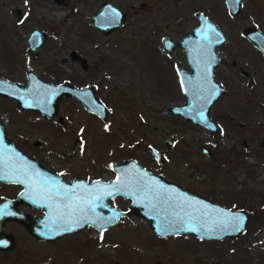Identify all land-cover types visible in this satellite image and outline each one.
I'll list each match as a JSON object with an SVG mask.
<instances>
[{
  "label": "rangeland",
  "instance_id": "374dc122",
  "mask_svg": "<svg viewBox=\"0 0 264 264\" xmlns=\"http://www.w3.org/2000/svg\"><path fill=\"white\" fill-rule=\"evenodd\" d=\"M104 1L125 13L123 24L106 33L92 26L89 16ZM15 8L18 21L11 15ZM198 11L226 35L214 68L225 91L209 110L215 131L164 113L165 107L184 103L176 66L189 67L182 48L164 52L161 37L181 38L197 23ZM252 26L264 32V0H242L236 14L224 0H0V76L25 82L33 69L50 82L92 84L108 105L101 121L72 96L60 98L56 114L74 112L75 129L69 131L53 116L22 110L0 95L6 135L18 147L43 165L65 167L68 178L110 179L112 163L134 158L215 203L249 213L243 232L222 239L189 233L159 237L146 219L130 214L100 233L85 226L43 241L10 220L3 231L12 233L15 244L0 250V264H264V55L244 36ZM33 27L46 33L36 54L29 53L25 38ZM71 50L86 58L88 72L70 58ZM239 66L250 71L252 83ZM82 120L87 123L80 132ZM75 136L84 141L82 148L74 145ZM170 137L174 142L167 145ZM150 145L163 161L153 157ZM18 188L0 182V197L13 198ZM110 201L129 208L128 198Z\"/></svg>",
  "mask_w": 264,
  "mask_h": 264
},
{
  "label": "water",
  "instance_id": "95a60500",
  "mask_svg": "<svg viewBox=\"0 0 264 264\" xmlns=\"http://www.w3.org/2000/svg\"><path fill=\"white\" fill-rule=\"evenodd\" d=\"M242 0H224L226 8L238 13ZM13 19L20 20L18 9L11 12ZM91 25L106 33L120 27L125 19L124 11L111 1L102 2L90 15ZM197 23L189 32L174 41L169 36L161 37L165 53H170L175 46L183 49L189 69L176 66V73L185 101L167 106L165 114L179 115L189 121L203 125L215 131L217 125L209 113L211 105L225 91V87L214 78V68L218 61L217 49L226 41V35L202 11L196 13ZM244 36L252 41L264 55V32L257 27H248ZM28 51L36 54L44 44L46 33L33 27L25 34ZM70 58L79 60L82 65L86 58L76 50L70 51ZM249 82L251 75L244 71ZM0 95L12 98L22 110H32L46 116H54L58 101L62 97L72 96L85 107L105 118L107 107L100 101L92 86H76L72 83L50 82L40 77L33 69L26 72V81L17 82L0 76ZM203 112V117L200 113ZM173 137L165 143L172 144ZM153 157L163 161L160 152L154 146L148 147ZM201 150L209 153L207 148ZM114 176L110 179L78 177L65 180L55 171L44 167L33 156L23 152L6 135L0 115V182L20 184L15 197L0 198V250H8L14 244L12 234L3 231L6 221H16L38 240L50 241L60 236L77 232L85 226H91L97 233L114 226L120 218L135 214L149 223L151 230L159 237L192 234L203 239H222L243 232L247 226L249 213L243 209H233L215 203L187 187L166 179L163 175L148 170L134 158L111 164ZM53 185H62L58 195L51 199L47 195H37ZM31 186V187H30ZM150 186V187H149ZM108 193H111L110 195ZM128 198L129 208L120 209L110 200L113 197ZM102 197V199H94ZM18 203L42 209L40 214H31L17 207ZM94 207V211H93ZM237 213L243 217L240 231H221L223 225L214 221L230 219ZM115 213L119 217L112 219ZM172 225V227H167ZM103 226V227H102ZM264 230V228H263ZM264 243V241H263ZM150 264H162L154 261Z\"/></svg>",
  "mask_w": 264,
  "mask_h": 264
},
{
  "label": "flooded vegetation",
  "instance_id": "af4514ba",
  "mask_svg": "<svg viewBox=\"0 0 264 264\" xmlns=\"http://www.w3.org/2000/svg\"><path fill=\"white\" fill-rule=\"evenodd\" d=\"M254 44V43H253ZM257 48V47H256ZM258 49V48H257ZM259 50V49H258ZM260 51V50H259ZM261 52V51H260ZM261 54H262V52H261ZM72 60H74V59H72ZM76 62H74L75 64H78L79 65V67L86 73V72H88V70H89V63L86 61V63L84 64V65H82V63L79 61V60H75ZM236 63V61L233 59L232 60V64L231 65H234ZM238 69H239V71H240V74L241 75H243L245 78H246V81H247V83L248 84H250V83H252L253 82V77H252V74L250 73V71L249 70H247L246 68H243V67H238ZM244 71H246V72H248L250 75H251V78H252V80H251V82H249V80H248V77H247V75L244 73ZM215 76H216V73H215V70H214V78H215ZM63 82V81H62ZM66 82H68V81H66ZM218 82V81H217ZM69 83H72V82H70L69 81ZM219 83V82H218ZM72 84H74V85H76V86H79V87H81V86H86V85H91L92 86V88H93V90H94V92H95V94H96V96H97V98L100 100V101H102L104 104H105V106L107 107V111H108V105L106 104V102L104 101V100H102L101 98H99V96H98V94H97V91H96V89H95V87L92 85V84H76V83H72ZM221 84V83H220ZM223 85V84H222ZM224 86V85H223ZM225 87V86H224ZM74 98V97H73ZM75 99V98H74ZM76 101H78L80 104H81V106L85 109V111L90 115V116H92V118H98L99 120H105L106 119V117H107V115H106V117L105 118H102V117H100L98 114H96V113H94V112H91L90 110H88L86 107H85V105H83L79 100H77V99H75ZM73 111H69V114L68 115H62V114H56L55 113V115L52 117V120H55V122H56V125H59V126H61L62 128H65V129H67V130H71V129H73V127L75 126V124H76V122H75V116L73 115ZM43 115V114H42ZM45 117H47V118H50L49 116H46V115H44ZM85 121V120H84ZM83 120L81 121V122H79V123H77V127H78V131H80V132H82V131H84V128H85V126H84V123L86 124L87 122L85 121L84 122ZM67 124V125H66ZM74 129H75V127H74ZM73 141H74V145L77 147V148H82L83 146H84V141H82V140H80L78 137H73ZM166 141V140H165ZM174 142V141H173ZM149 147V146H148ZM23 152H25V151H23ZM26 153V152H25ZM26 154H28V153H26ZM152 154V153H151ZM41 164V163H40ZM113 164V163H112ZM43 165V164H42ZM44 167H46L47 169H49V170H52V171H55V172H57L58 174H59V176L60 177H62L63 179H65V180H71V179H74V178H78V177H84L85 178V176H83V175H79V176H72V177H67L66 176V169H65V167H63V168H52V167H49V166H47V165H43ZM110 168H111V165H110ZM111 170H112V168H111ZM112 172H113V174H112V176L111 177H113L114 176V171L112 170ZM16 185H18L19 186V188H18V190L21 188V185L20 184H16ZM17 190V191H18ZM2 197H12L11 195H8V196H1L0 198H2ZM17 207L19 208V209H22V210H26V209H28L27 207H29V206H27L25 203H21V204H18L17 205ZM29 208H31V207H29ZM36 209V208H35ZM37 210H41V213H42V209H37ZM40 214V213H39ZM7 234H12V233H8V232H6ZM13 236V235H12ZM14 237V236H13Z\"/></svg>",
  "mask_w": 264,
  "mask_h": 264
},
{
  "label": "snow or ice",
  "instance_id": "6c2138e0",
  "mask_svg": "<svg viewBox=\"0 0 264 264\" xmlns=\"http://www.w3.org/2000/svg\"><path fill=\"white\" fill-rule=\"evenodd\" d=\"M201 117H203V112L200 113ZM31 187V186H30ZM62 185H55V191L53 190V185H49V188L44 190L43 193L37 192V195H47L49 199H51L52 196L62 194L58 192L59 188H62ZM150 187V186H149ZM109 195L111 193H108ZM94 199H102V197H94ZM94 211V207H93ZM0 214H12L14 213H3L2 210H0ZM119 213H115L114 217L112 219H116L119 217ZM225 215H230V219L220 220V221H214V223H217L218 225H223L224 227L220 228L221 231H228L229 228L233 231H240V229L243 226V217L237 213L229 214L225 212ZM103 227V226H102ZM167 227H172V225H167ZM203 238V237H202ZM0 243H5L3 241H0Z\"/></svg>",
  "mask_w": 264,
  "mask_h": 264
}]
</instances>
